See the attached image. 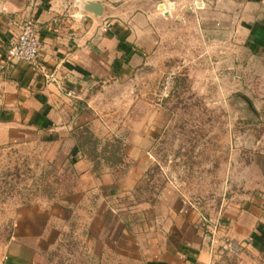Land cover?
I'll list each match as a JSON object with an SVG mask.
<instances>
[{
	"label": "rangeland",
	"instance_id": "rangeland-1",
	"mask_svg": "<svg viewBox=\"0 0 264 264\" xmlns=\"http://www.w3.org/2000/svg\"><path fill=\"white\" fill-rule=\"evenodd\" d=\"M182 10L183 20L177 12L159 23L155 42L145 31L144 43L123 46L118 82L106 79L92 96L96 83L91 104L87 93L85 104H29L36 110L27 123L0 141V254L19 231L21 210L29 235L50 231L44 243L55 264H95L86 223L110 210L143 258L190 220L210 247L222 248L214 264H245L216 225L229 209L264 198V39L234 21L212 26L199 11ZM50 72L57 85L66 81ZM80 159L92 177L80 172ZM252 260L264 264V255Z\"/></svg>",
	"mask_w": 264,
	"mask_h": 264
},
{
	"label": "crops",
	"instance_id": "crops-1",
	"mask_svg": "<svg viewBox=\"0 0 264 264\" xmlns=\"http://www.w3.org/2000/svg\"><path fill=\"white\" fill-rule=\"evenodd\" d=\"M93 2L101 4V13L89 8ZM182 7L184 13L199 11L206 24L234 21L249 29L254 38L264 39V0H0V141L11 139L15 125L27 123L29 110H36L29 104H85L86 93L91 104L90 88L96 83L92 96H100L106 79L118 82L123 46L144 43L145 31L155 42L159 23L170 21L173 13H183ZM181 13L178 17L183 20ZM29 15L41 28L40 63L10 62L6 59L9 38L20 31L22 20ZM105 24L109 29L103 32ZM51 69L66 81L59 85L50 81L46 74ZM46 119L43 113L41 121ZM66 126L72 124H60L57 129ZM67 134L74 146L75 138L69 131ZM57 139L61 142L65 137ZM75 150L79 152L77 147ZM81 162H76L80 172L92 177ZM260 177L264 189V163ZM256 196L225 212L219 224L220 233L242 242L240 255L245 264H251L255 255H264V198ZM28 218L20 210L15 220L22 225ZM20 225L18 232L7 237L0 264H55L44 243L49 241L50 231L40 229L29 235ZM179 225L165 232L163 244L146 258L124 220L110 210L89 214L84 240L97 258L95 264H214L222 248L210 247L206 233L194 222Z\"/></svg>",
	"mask_w": 264,
	"mask_h": 264
},
{
	"label": "built area",
	"instance_id": "built-area-1",
	"mask_svg": "<svg viewBox=\"0 0 264 264\" xmlns=\"http://www.w3.org/2000/svg\"><path fill=\"white\" fill-rule=\"evenodd\" d=\"M108 27L109 25L105 24L103 26V30H108ZM40 30L41 28L38 20L32 15L26 16L21 22L20 31L17 33H13L9 38L6 59L10 62L22 60L29 63L37 64L41 56L42 47V38ZM46 76L52 81L57 79L53 74L50 73H47ZM220 219H218V225H216L217 227H219ZM219 228L222 229V227ZM213 240H217V238H213ZM226 240V247H228L231 251L235 253H239L242 251L243 244L241 241L229 235L226 236Z\"/></svg>",
	"mask_w": 264,
	"mask_h": 264
},
{
	"label": "water",
	"instance_id": "water-1",
	"mask_svg": "<svg viewBox=\"0 0 264 264\" xmlns=\"http://www.w3.org/2000/svg\"><path fill=\"white\" fill-rule=\"evenodd\" d=\"M89 8L96 13H101V4L99 2H93Z\"/></svg>",
	"mask_w": 264,
	"mask_h": 264
},
{
	"label": "trees",
	"instance_id": "trees-1",
	"mask_svg": "<svg viewBox=\"0 0 264 264\" xmlns=\"http://www.w3.org/2000/svg\"><path fill=\"white\" fill-rule=\"evenodd\" d=\"M89 132H90V134H91L93 137H95L96 139H98V138L96 137V135H95L91 130H90ZM78 147H79L80 150H83L80 144L78 145ZM125 155H126V152H125V151H122V157L119 158V160L123 161V157H124Z\"/></svg>",
	"mask_w": 264,
	"mask_h": 264
}]
</instances>
